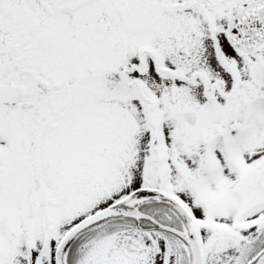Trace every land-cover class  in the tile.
I'll return each mask as SVG.
<instances>
[{"label": "snow or ice", "instance_id": "6c2138e0", "mask_svg": "<svg viewBox=\"0 0 264 264\" xmlns=\"http://www.w3.org/2000/svg\"><path fill=\"white\" fill-rule=\"evenodd\" d=\"M0 264H264V0H0Z\"/></svg>", "mask_w": 264, "mask_h": 264}]
</instances>
